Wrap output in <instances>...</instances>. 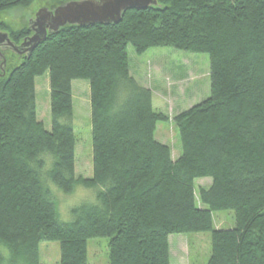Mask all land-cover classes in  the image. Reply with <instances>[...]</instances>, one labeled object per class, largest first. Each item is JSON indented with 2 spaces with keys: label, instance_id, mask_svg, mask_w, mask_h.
<instances>
[{
  "label": "trees",
  "instance_id": "1",
  "mask_svg": "<svg viewBox=\"0 0 264 264\" xmlns=\"http://www.w3.org/2000/svg\"><path fill=\"white\" fill-rule=\"evenodd\" d=\"M35 0H0V13ZM15 26V27H14ZM20 43L27 25L0 18ZM137 53L169 46L209 55L210 95L177 113L180 153L155 138L165 116L150 88L129 72ZM0 75V235L12 264H41L38 245L58 241L60 264H89L88 239L108 237L109 264H170L172 234L211 231L206 264H264V0H156L128 9L118 23L66 25L29 56L5 52ZM49 74L51 128L37 118L35 79ZM75 79L90 84L92 184L111 176L103 209L72 223L53 218L32 180L26 156L55 145L75 173L72 125ZM127 96L108 114L117 91ZM65 186L68 180H63ZM200 178H210L206 186ZM234 212V225L214 229L212 213Z\"/></svg>",
  "mask_w": 264,
  "mask_h": 264
},
{
  "label": "rangeland",
  "instance_id": "2",
  "mask_svg": "<svg viewBox=\"0 0 264 264\" xmlns=\"http://www.w3.org/2000/svg\"><path fill=\"white\" fill-rule=\"evenodd\" d=\"M67 0H35L28 7H15L0 13V18L13 25H27L35 11L54 7ZM15 27V26H14ZM129 72L153 94V106L165 116L156 126L155 138L167 144L173 155L180 153L178 128L173 117L210 95L209 55L169 46L150 47L137 53L128 45ZM10 52V51H5ZM6 53H4L5 55ZM17 55V54H15ZM6 66V64H5ZM73 89L72 125L75 136V174L81 179L93 177L90 84L75 79ZM37 118L46 129L51 128L49 74L35 79ZM210 178L196 184L206 186ZM213 228L227 229L234 225V212L212 213ZM170 264H206L211 253V231L172 234L168 238ZM89 264H109L108 237H92L87 245ZM41 264H60L58 241H41L38 245Z\"/></svg>",
  "mask_w": 264,
  "mask_h": 264
},
{
  "label": "clouds",
  "instance_id": "3",
  "mask_svg": "<svg viewBox=\"0 0 264 264\" xmlns=\"http://www.w3.org/2000/svg\"><path fill=\"white\" fill-rule=\"evenodd\" d=\"M126 102L127 96L118 90L108 107V114L120 111ZM25 164L32 170V180L39 188L42 199L52 205L53 218L60 223H72L86 211L103 209V197L116 184L111 176L92 184L82 182L80 177L63 165L61 153L55 145L44 144L36 148L30 156H26ZM56 174L68 180V185L65 186ZM13 256L11 242L0 235V264H12ZM16 264H26V261L17 257Z\"/></svg>",
  "mask_w": 264,
  "mask_h": 264
},
{
  "label": "water",
  "instance_id": "4",
  "mask_svg": "<svg viewBox=\"0 0 264 264\" xmlns=\"http://www.w3.org/2000/svg\"><path fill=\"white\" fill-rule=\"evenodd\" d=\"M155 4L156 0H67L51 8L42 6L28 21L29 34L20 43L13 42L6 31L0 30V75L4 74L5 51L29 56L47 34L57 33L61 27L118 23L126 10L145 9Z\"/></svg>",
  "mask_w": 264,
  "mask_h": 264
}]
</instances>
